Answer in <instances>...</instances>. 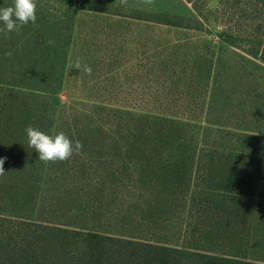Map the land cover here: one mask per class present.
Instances as JSON below:
<instances>
[{"label":"rangeland","instance_id":"rangeland-1","mask_svg":"<svg viewBox=\"0 0 264 264\" xmlns=\"http://www.w3.org/2000/svg\"><path fill=\"white\" fill-rule=\"evenodd\" d=\"M48 1L63 5L51 8L43 25L28 24L8 38L0 35V74L11 78L19 71L17 63L35 53L53 79L50 58L59 42L33 40L42 42L43 33L56 29L68 35L62 79L49 94L58 107L53 136L81 113L104 106L165 114L172 121V138L162 161L164 184L139 197L123 188L114 193L109 180L99 187L98 177L104 174L97 168L92 187L85 192L74 185L80 175L73 178L59 170L61 162L45 164L35 219L182 247L205 127L236 130L242 133L240 144L249 140L245 135L264 137V62L248 54L244 42L235 47L219 37L223 31L235 33L246 27L263 34L264 23L258 18L263 14L244 3L237 6L236 0ZM162 14L182 27L155 22ZM8 51L13 53L10 58L5 56ZM77 60L80 70L72 67ZM84 65L91 67V74L83 71ZM222 134L223 147L240 148L228 140L230 135ZM82 149L72 157L97 156L99 148ZM122 166L118 159L113 168L120 171ZM238 182L248 185L242 189L243 197L252 212L261 215L252 220L247 246L241 250L239 244L228 246L225 251L264 260V171L253 172L250 181L241 175ZM189 238L195 247L217 248Z\"/></svg>","mask_w":264,"mask_h":264},{"label":"trees","instance_id":"trees-1","mask_svg":"<svg viewBox=\"0 0 264 264\" xmlns=\"http://www.w3.org/2000/svg\"><path fill=\"white\" fill-rule=\"evenodd\" d=\"M12 2L0 0V7L11 6ZM36 3L38 25L48 19L51 8L62 9L63 5L48 0ZM241 3L261 12L263 15L258 18L264 23V0L235 1L237 6ZM160 16L162 19L155 22L182 27L180 21L166 14ZM252 30L246 27L235 33L223 31L219 37L235 47L244 42L248 54L264 62V30L261 35ZM52 38L59 42L50 58L53 79L42 66L43 61L34 57L35 53L17 63L19 71L13 72L11 78L0 74V158H6L5 175L0 176V264H264V260L225 251L228 246L239 244L241 250L248 244L252 220H259L257 217L261 215L260 211L252 212L242 193L248 185L238 179L244 175L250 181L253 172L264 171V137L245 135L249 140L240 144L242 133L236 130L207 126L203 131L182 247L35 219L45 164L28 146L25 129L32 126L53 136L58 107L49 94L62 79L68 35L56 29L54 33H43L42 42L32 39L34 44H40ZM63 132L73 143L79 141L87 149L85 152L99 148L95 151L97 156L72 157L57 166L72 173L73 178L80 175L74 185L86 188L85 192L92 187L95 168L104 174L98 177L102 179L97 182L99 187L109 180L114 193L123 188L139 197L141 192L150 193V188L164 184L166 165L162 161L172 138V121L167 115L96 106L90 114L86 111L68 122ZM222 133L230 135L228 140L235 146L241 145L240 148L223 147L219 143L220 139H226ZM118 159L123 162L120 171L113 168ZM191 236L213 244L216 250L191 245Z\"/></svg>","mask_w":264,"mask_h":264},{"label":"clouds","instance_id":"clouds-1","mask_svg":"<svg viewBox=\"0 0 264 264\" xmlns=\"http://www.w3.org/2000/svg\"><path fill=\"white\" fill-rule=\"evenodd\" d=\"M126 2V0H122ZM151 3L152 0H146ZM37 3L36 0H13L11 6L0 7V35L8 38L11 33L19 34L22 27L29 23L35 24L37 21ZM49 45L54 42L47 41ZM13 55L11 51L5 53L10 58ZM80 70L82 65L79 60L72 66ZM83 71L91 74V67L84 65ZM28 139V146L38 153V160L44 164L66 162L74 154H80L82 144L79 141H73L64 133L59 132L55 136L48 135L32 126L25 129ZM6 158H0V176L5 175L4 163ZM261 264V262H256Z\"/></svg>","mask_w":264,"mask_h":264}]
</instances>
